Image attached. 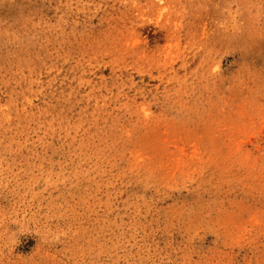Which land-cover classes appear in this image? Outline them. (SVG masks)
I'll return each mask as SVG.
<instances>
[{
    "label": "rangeland",
    "instance_id": "obj_1",
    "mask_svg": "<svg viewBox=\"0 0 264 264\" xmlns=\"http://www.w3.org/2000/svg\"><path fill=\"white\" fill-rule=\"evenodd\" d=\"M0 264H264V0H0Z\"/></svg>",
    "mask_w": 264,
    "mask_h": 264
}]
</instances>
